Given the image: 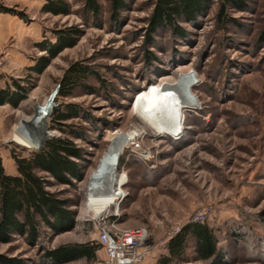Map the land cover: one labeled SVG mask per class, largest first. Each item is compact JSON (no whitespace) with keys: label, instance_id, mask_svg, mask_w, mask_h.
<instances>
[{"label":"rangeland","instance_id":"obj_1","mask_svg":"<svg viewBox=\"0 0 264 264\" xmlns=\"http://www.w3.org/2000/svg\"><path fill=\"white\" fill-rule=\"evenodd\" d=\"M70 2L74 13L61 16L41 12V0H0V10L15 9L19 14H13L31 27L34 38L39 31L42 37L53 38L54 30L70 25L84 29L78 44L66 48L42 74L26 66H7L8 54L0 79H17L31 87L20 107L0 106V155L8 174L18 173L13 152L25 155L40 149L16 143L14 135L24 122L34 120L36 104L48 101L66 68L80 61L96 72L87 80L90 88L77 86L65 98L57 96L58 105L77 103L94 118L68 121L84 132V138L74 140L85 150V178L73 185L49 187L72 200L75 228L56 236L48 232L50 236L36 246L17 236L11 243L0 242V252L22 258L25 264H51L42 257L45 249L99 243L105 214L112 228L146 226L154 239L164 242L174 226L183 228L205 211L200 222L216 230L230 264H264V217L260 215L264 210V47L258 44L264 0H248L246 10L230 9L236 21L226 24L218 21L220 6L215 2L196 23L182 22L185 36L160 30L150 45L146 31L152 0H133L119 24L111 19L109 0H100L101 25L94 20L84 25L77 14L81 0ZM12 43L10 39L2 46L10 50ZM33 44L29 39L22 49L35 61L44 52ZM182 76L195 79L191 93L197 104L184 107L183 132L175 138L149 124L135 105L152 84H177ZM50 124L48 119V130L59 135ZM130 132L134 137L122 145L113 164L117 176H127L124 198L99 208L91 206L95 175L114 138ZM106 180L99 183L104 186ZM113 183L118 188V182ZM166 251L161 246L155 256ZM103 258L101 253L93 262L80 259L66 264H104Z\"/></svg>","mask_w":264,"mask_h":264},{"label":"trees","instance_id":"obj_2","mask_svg":"<svg viewBox=\"0 0 264 264\" xmlns=\"http://www.w3.org/2000/svg\"><path fill=\"white\" fill-rule=\"evenodd\" d=\"M133 0H109V10L114 23H120L123 11L130 10ZM77 10L84 25H91L93 20L101 25L102 4L100 0H81ZM218 2V21L234 23L230 9H248V0H152V12L147 20V44L155 43L154 35L160 30L169 29L179 36H185L186 29L182 22L196 23L199 17L206 16L213 4ZM2 11L16 13L15 9L2 7ZM41 12L54 15L73 14L70 0H46ZM81 25H70L54 30L53 38L45 37L35 43L42 52L34 65L28 70L42 74L51 62L60 56L66 48L75 47L83 35ZM258 44L264 47V27L260 30ZM61 81L60 97L70 95L77 86L88 87L89 77L96 75L88 65L79 62L71 63ZM31 87L13 79L8 87L0 86V105L10 104L20 107L28 97ZM88 90V89H87ZM93 94V91H90ZM50 128L59 130V135L49 136L40 141L28 154L13 152L17 174L5 171L3 157L0 155V242L11 243L19 236L26 243L39 245L46 235L58 234L73 230L76 226V213L71 208L72 200L63 198L50 186L73 185L74 181L85 178L86 156L83 147L74 138H84V132L68 121L94 118L77 103L59 104L53 111ZM264 217V210L260 213ZM50 232V235L48 234ZM100 242L60 244L56 248L45 249L42 257L51 264H66L71 261L87 259L97 260L96 252ZM228 251L220 246V239L206 222H188L172 237L167 251L161 255L158 264H183L199 262L200 264H230ZM0 264H25L19 257H10L0 252Z\"/></svg>","mask_w":264,"mask_h":264},{"label":"bare ground","instance_id":"obj_3","mask_svg":"<svg viewBox=\"0 0 264 264\" xmlns=\"http://www.w3.org/2000/svg\"><path fill=\"white\" fill-rule=\"evenodd\" d=\"M166 88H168L167 85L152 84L146 92L140 94L135 109L140 110L148 123L154 125L159 132L178 138L183 132L184 107L190 106V104H187L179 93ZM48 131L47 122H43L36 115L32 122H24L20 130L16 131L14 141L34 148L43 139V133H48ZM134 134V132L126 134L127 139L131 140ZM113 164L102 163L99 172L95 175L90 197L91 206L99 208L124 198L123 188L127 183V176L125 174L117 176ZM104 178H107V180L103 186L99 182ZM114 181L118 182V188L116 186V189L113 187Z\"/></svg>","mask_w":264,"mask_h":264},{"label":"built area","instance_id":"obj_4","mask_svg":"<svg viewBox=\"0 0 264 264\" xmlns=\"http://www.w3.org/2000/svg\"><path fill=\"white\" fill-rule=\"evenodd\" d=\"M8 54V45L0 46V73L6 64ZM205 216L206 212L201 211L192 221L200 222ZM101 218L103 224L99 228L98 241L105 249L104 264H143L146 258L155 256L161 246L167 247L171 237L182 230L181 225L174 226L171 232L167 233L164 242H161L154 239L151 230L146 226L112 228L105 222L108 218L107 214L102 215Z\"/></svg>","mask_w":264,"mask_h":264},{"label":"crops","instance_id":"obj_5","mask_svg":"<svg viewBox=\"0 0 264 264\" xmlns=\"http://www.w3.org/2000/svg\"><path fill=\"white\" fill-rule=\"evenodd\" d=\"M46 0H41V8L45 4ZM31 27L27 26V24L24 22L23 19L18 18L17 15L10 13V12H4L0 10V46L7 44V41L11 39V42H13L10 46L9 50V58L7 66L12 67V65H15L17 67L26 66L30 67L34 65L35 61L33 59H30V56H27L25 51H23V46L29 39L33 41V46L36 42L44 39L42 37V33L39 31V35L35 38L33 37ZM38 33V32H37ZM35 48V47H34ZM26 50H28L26 48ZM5 72V69H2ZM3 80V81H2ZM8 78L5 80L4 78L0 79V86L5 88L8 87V84L12 83V80H8ZM2 82H4L2 84ZM6 105H10L9 103ZM6 105H0V106H6ZM68 244V243H66ZM105 258V249L101 245L100 249L96 252L97 258L100 256V254ZM162 254L159 256H151L145 259L143 264H158V261L160 259ZM103 258V260H104Z\"/></svg>","mask_w":264,"mask_h":264},{"label":"water","instance_id":"obj_6","mask_svg":"<svg viewBox=\"0 0 264 264\" xmlns=\"http://www.w3.org/2000/svg\"><path fill=\"white\" fill-rule=\"evenodd\" d=\"M180 82L177 84H164V86L167 85L168 90L177 92L181 95L182 99L187 102V104H190L191 106H196L197 104V98L191 93V88L195 84V79L192 76H182L180 78ZM62 84L59 83L57 87L51 92L50 96L48 97V101L45 104L37 103L35 107V113L37 117L41 118V120L48 123V119L52 120L53 117V111L55 107L58 106L57 103V96L59 95V91L61 89ZM165 89V90H166ZM50 136L55 135V132L48 133ZM128 141L126 135H119L114 138L113 144L111 146V149L107 155V157L103 160L104 164H110L114 163L116 165V162L120 156V151L122 145H124Z\"/></svg>","mask_w":264,"mask_h":264}]
</instances>
